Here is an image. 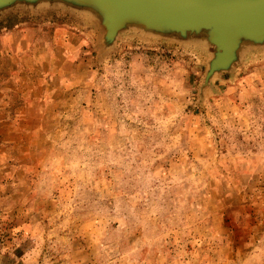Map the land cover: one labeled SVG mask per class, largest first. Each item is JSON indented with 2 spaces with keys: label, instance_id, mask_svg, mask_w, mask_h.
I'll use <instances>...</instances> for the list:
<instances>
[{
  "label": "rangeland",
  "instance_id": "1",
  "mask_svg": "<svg viewBox=\"0 0 264 264\" xmlns=\"http://www.w3.org/2000/svg\"><path fill=\"white\" fill-rule=\"evenodd\" d=\"M103 35L0 11V264H264V43Z\"/></svg>",
  "mask_w": 264,
  "mask_h": 264
},
{
  "label": "water",
  "instance_id": "2",
  "mask_svg": "<svg viewBox=\"0 0 264 264\" xmlns=\"http://www.w3.org/2000/svg\"><path fill=\"white\" fill-rule=\"evenodd\" d=\"M37 4L87 12L104 29L108 43L128 27L207 41L215 46L209 74L228 68L244 45L264 43V0H0V11Z\"/></svg>",
  "mask_w": 264,
  "mask_h": 264
}]
</instances>
